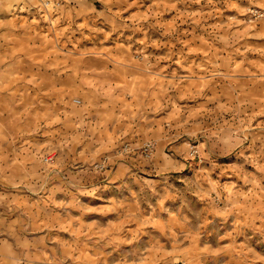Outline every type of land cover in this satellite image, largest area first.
<instances>
[{"label":"rangeland","instance_id":"rangeland-1","mask_svg":"<svg viewBox=\"0 0 264 264\" xmlns=\"http://www.w3.org/2000/svg\"><path fill=\"white\" fill-rule=\"evenodd\" d=\"M51 1L0 5V264H264V0Z\"/></svg>","mask_w":264,"mask_h":264},{"label":"built area","instance_id":"built-area-1","mask_svg":"<svg viewBox=\"0 0 264 264\" xmlns=\"http://www.w3.org/2000/svg\"><path fill=\"white\" fill-rule=\"evenodd\" d=\"M44 4L46 6L52 4L53 7L57 8L58 5H60V1H54L52 3L51 0H44ZM154 149H155V146H154V142L152 141L145 142L142 147V150L146 154V156H150L154 152ZM159 264H193V263L186 259H178V260L163 261V262H160Z\"/></svg>","mask_w":264,"mask_h":264},{"label":"crops","instance_id":"crops-1","mask_svg":"<svg viewBox=\"0 0 264 264\" xmlns=\"http://www.w3.org/2000/svg\"><path fill=\"white\" fill-rule=\"evenodd\" d=\"M0 5H1V0H0ZM0 15H1V11H0Z\"/></svg>","mask_w":264,"mask_h":264}]
</instances>
